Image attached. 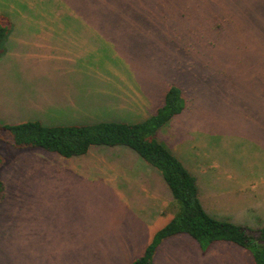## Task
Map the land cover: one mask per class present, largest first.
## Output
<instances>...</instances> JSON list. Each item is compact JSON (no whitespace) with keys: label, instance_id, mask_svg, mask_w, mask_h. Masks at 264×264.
I'll return each mask as SVG.
<instances>
[{"label":"rangeland","instance_id":"1","mask_svg":"<svg viewBox=\"0 0 264 264\" xmlns=\"http://www.w3.org/2000/svg\"><path fill=\"white\" fill-rule=\"evenodd\" d=\"M0 21V124L143 121L175 84L186 107L158 139L210 216L264 226V0H0ZM0 156V264H131L176 212L125 148L66 159L0 142ZM152 264L254 262L179 234Z\"/></svg>","mask_w":264,"mask_h":264},{"label":"trees","instance_id":"2","mask_svg":"<svg viewBox=\"0 0 264 264\" xmlns=\"http://www.w3.org/2000/svg\"><path fill=\"white\" fill-rule=\"evenodd\" d=\"M9 29L10 22L5 25L0 21V57ZM185 107L181 88L171 84L162 105L143 121H120L105 115L106 118L79 125H47L39 120L0 124V142L17 151L37 149L66 159L86 155L93 147H120L131 150L140 161L155 168L171 192L176 212L154 235L142 257L131 264H152L161 242L179 234L191 237L202 251L214 242L232 243L250 252L254 264H264V226L253 228L210 216L200 201L196 178L158 139V133L181 115ZM4 163L0 156V170ZM3 197L4 183L0 179V202Z\"/></svg>","mask_w":264,"mask_h":264},{"label":"crops","instance_id":"3","mask_svg":"<svg viewBox=\"0 0 264 264\" xmlns=\"http://www.w3.org/2000/svg\"><path fill=\"white\" fill-rule=\"evenodd\" d=\"M59 107L62 108L61 105H60ZM138 161H140V160L138 159ZM140 162H141V161H140ZM4 198H5V196L3 197L2 201L0 202L1 205L3 204ZM0 208H1V206H0Z\"/></svg>","mask_w":264,"mask_h":264}]
</instances>
